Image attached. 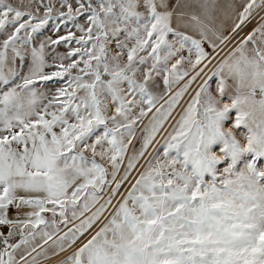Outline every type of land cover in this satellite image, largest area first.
<instances>
[{
    "label": "snow or ice",
    "instance_id": "1",
    "mask_svg": "<svg viewBox=\"0 0 264 264\" xmlns=\"http://www.w3.org/2000/svg\"><path fill=\"white\" fill-rule=\"evenodd\" d=\"M53 259L264 264V0H0V264Z\"/></svg>",
    "mask_w": 264,
    "mask_h": 264
},
{
    "label": "crops",
    "instance_id": "2",
    "mask_svg": "<svg viewBox=\"0 0 264 264\" xmlns=\"http://www.w3.org/2000/svg\"><path fill=\"white\" fill-rule=\"evenodd\" d=\"M55 259H59V257H57V258H55ZM55 259L50 260V261L48 262V264H55Z\"/></svg>",
    "mask_w": 264,
    "mask_h": 264
},
{
    "label": "rangeland",
    "instance_id": "3",
    "mask_svg": "<svg viewBox=\"0 0 264 264\" xmlns=\"http://www.w3.org/2000/svg\"><path fill=\"white\" fill-rule=\"evenodd\" d=\"M254 25H249L248 29H245V31H248L251 29V27H253Z\"/></svg>",
    "mask_w": 264,
    "mask_h": 264
}]
</instances>
